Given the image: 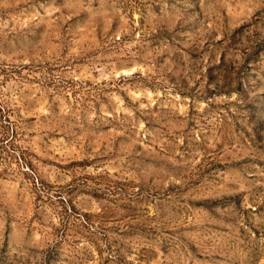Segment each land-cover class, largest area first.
Listing matches in <instances>:
<instances>
[{
    "label": "rangeland",
    "instance_id": "rangeland-1",
    "mask_svg": "<svg viewBox=\"0 0 264 264\" xmlns=\"http://www.w3.org/2000/svg\"><path fill=\"white\" fill-rule=\"evenodd\" d=\"M0 264H264V0H0Z\"/></svg>",
    "mask_w": 264,
    "mask_h": 264
}]
</instances>
